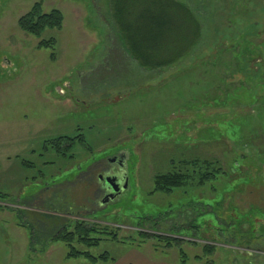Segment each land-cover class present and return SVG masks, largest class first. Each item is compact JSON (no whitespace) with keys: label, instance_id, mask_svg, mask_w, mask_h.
I'll use <instances>...</instances> for the list:
<instances>
[{"label":"rangeland","instance_id":"374dc122","mask_svg":"<svg viewBox=\"0 0 264 264\" xmlns=\"http://www.w3.org/2000/svg\"><path fill=\"white\" fill-rule=\"evenodd\" d=\"M184 1L203 35L184 58L151 71L120 45L114 0H0V189L11 193L0 201V264H264V239L228 229L243 206L264 203V0ZM37 2L62 11L61 29L38 38L20 28ZM51 38L55 47H39ZM79 135L90 149L55 154L54 141ZM122 154L128 186L102 204L95 162ZM186 159H218L232 170L211 187L154 192L155 177L185 170ZM221 193L220 222L200 217L206 233L194 242L183 230L196 217L186 201ZM49 215L68 217V231L77 222L106 226L119 240L75 243L95 259L75 256L42 226ZM206 241L215 244L211 255Z\"/></svg>","mask_w":264,"mask_h":264},{"label":"trees","instance_id":"16d2710c","mask_svg":"<svg viewBox=\"0 0 264 264\" xmlns=\"http://www.w3.org/2000/svg\"><path fill=\"white\" fill-rule=\"evenodd\" d=\"M114 11L118 24L117 38L121 42L120 45H122L131 59L146 70L155 71L169 67L178 60H181L198 44L203 35V22L184 0H114ZM18 24L23 31L40 38L47 29H61L64 24V15L59 9L46 12L43 10L41 2H37L19 19ZM56 43L55 38L44 39L40 41L39 47H55ZM79 144L80 146L91 148V144L85 141L81 135L76 137L62 136L58 142L54 141L55 154L64 158H67L68 155L74 157V154H70V152ZM180 162L185 163V170L179 168L178 170L163 173L155 177L154 192L171 193L177 188L183 189L188 186L202 188L209 185L211 187L213 183L219 181L222 176L228 175L227 173L232 170L231 167L228 170L225 169L224 163L218 159H191ZM24 164L27 167H32L30 164ZM174 167L175 163L173 164ZM231 190L232 187L230 186L229 191ZM10 194L0 189V201L3 202L9 199L11 197ZM221 195L223 194L217 195L218 200L196 196L188 198L185 204L186 210L188 211L191 208L190 210L193 214H196V217L193 218L192 223L185 229L181 226L180 233H183V230H191L192 234L190 233V235L192 237H198L196 233H206L205 230L204 232L202 230L203 223L202 219L200 222V217L220 222L221 214L219 212H217L218 214L214 213L222 205L221 201L224 198ZM28 200L31 201L32 199L27 198V202ZM260 203H250L246 209L243 206L244 210H246L245 213L250 228L242 226V218L245 213L239 212V221L237 223H229L228 229H235L236 231L246 230L245 233L247 235L245 237H249V240L252 238L264 239V203ZM205 207L212 208V210H204ZM4 208L5 205L0 204V209ZM236 209L238 210V208ZM18 213L20 219H23V214L21 212ZM210 213H213L214 216H210ZM188 214L190 213L188 212ZM168 216L170 217V215L164 217L168 218ZM47 217L48 219L45 222H41L44 228H50L51 234L55 233L51 240H62L72 248L71 254L75 256L84 254L95 259L90 252H78L75 248V243L84 244L89 247L97 246L103 239L101 236L104 234L111 235L113 239L119 240L116 232L108 233L106 232L109 231L108 227L99 226L100 224L97 223L77 222L73 226V229L71 228V231H68L65 225L60 226V222L56 221L58 218H54L53 220L54 216L49 215ZM150 219L154 220L155 218ZM137 225L145 237L152 236L150 233L142 230L144 223H138ZM154 225H156V222ZM215 227L217 230L222 229L218 226ZM29 228L32 233L36 231L33 225L29 226ZM173 239L174 243L181 242V239ZM241 240L243 241V239ZM168 244L171 245L172 241L168 242ZM214 245L212 241L211 243L204 244L205 252L208 255L213 254L215 250ZM181 252L185 255L184 251L181 250ZM102 257L108 259L107 254Z\"/></svg>","mask_w":264,"mask_h":264},{"label":"flooded vegetation","instance_id":"af4514ba","mask_svg":"<svg viewBox=\"0 0 264 264\" xmlns=\"http://www.w3.org/2000/svg\"><path fill=\"white\" fill-rule=\"evenodd\" d=\"M125 155L124 154H122V155H115V156H113V157H109V158H107V161H106V163H102V160L100 159L98 162H96V163H98L97 164V166H99V164L102 166V169H103V171H102V173L100 172L99 174H98V179L96 178V176H95V174H94V176H93V172L94 171H88L86 174H87V176L84 178V179H88V181H89V183H93L94 181L93 180H95V179H97V183L99 184V185H97L98 186V190H99V192H97V193H95V195H97V194H99V195H101V196H103V197H106L107 195H109V194H112L113 193V189H112V187L106 182V179L108 178V177H114V178H116V182L119 184V190L118 191H116L115 192V194H116V198L118 197V196H120L121 194H122V192H123V190H121V187L126 183V181H127V176L125 175L126 173H124L123 171V168H124V163H122V157H124ZM104 160V159H103ZM93 166H96V165H93ZM116 168H118V169H116ZM122 180V181H121ZM66 182H68V180H65V183ZM96 183V184H97ZM54 185H52V187H53ZM49 187H51V186H46L45 188L43 187L42 188V190H41V192H39L38 194H37V196H36V198L38 199H41L42 197H41V193H44L45 191H47L48 189H49ZM44 189H47V190H45L44 191ZM40 209V208H39ZM41 210V209H40ZM67 219H68V217L66 218V219H64L65 220V222H62V223H60V226L61 225H65L66 224V222H67ZM55 224V223H54ZM54 229H56V228H54ZM37 231V230H36ZM157 237H162V236H160V235H157ZM182 238H184V236H182ZM176 239H180V238H176ZM195 237H192V240L195 242ZM191 240V241H192ZM198 240H200V238H198ZM205 244L207 243H211L210 241H206V242H204Z\"/></svg>","mask_w":264,"mask_h":264},{"label":"water","instance_id":"95a60500","mask_svg":"<svg viewBox=\"0 0 264 264\" xmlns=\"http://www.w3.org/2000/svg\"><path fill=\"white\" fill-rule=\"evenodd\" d=\"M121 181H122V180H121ZM106 182L112 187V189H113V193L107 195L106 197H104V199L102 200V204H105V203H108V202L114 200L115 197H116L115 192L119 190V184L116 182V178H114V177H108V178L106 179ZM127 186H128V180H127L126 183L121 187V190L126 189Z\"/></svg>","mask_w":264,"mask_h":264},{"label":"crops","instance_id":"0c3cea01","mask_svg":"<svg viewBox=\"0 0 264 264\" xmlns=\"http://www.w3.org/2000/svg\"><path fill=\"white\" fill-rule=\"evenodd\" d=\"M132 264V263H131Z\"/></svg>","mask_w":264,"mask_h":264}]
</instances>
